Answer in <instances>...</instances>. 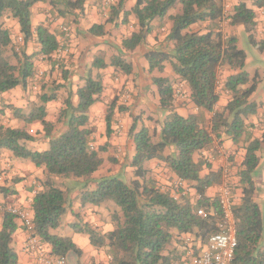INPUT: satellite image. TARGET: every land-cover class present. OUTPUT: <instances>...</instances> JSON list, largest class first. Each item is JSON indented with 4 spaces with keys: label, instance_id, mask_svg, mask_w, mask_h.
Wrapping results in <instances>:
<instances>
[{
    "label": "trees",
    "instance_id": "16d2710c",
    "mask_svg": "<svg viewBox=\"0 0 264 264\" xmlns=\"http://www.w3.org/2000/svg\"><path fill=\"white\" fill-rule=\"evenodd\" d=\"M87 1L0 0V96L24 86L33 76L34 67L32 58L23 53L24 45L21 52L14 47L16 38H12L11 30L4 21L16 20L26 43L33 34L31 16L36 4L49 3L56 18L74 22L84 12ZM99 1L107 23L118 25L122 0L116 4L115 1L112 4H107L108 0ZM254 5L263 7L264 0H254ZM130 16L136 19L139 29L124 37L121 52L112 58L111 66L125 75L131 74L132 64L125 55L145 44L153 22L170 24L167 46L162 50L148 51L145 58L150 72H163L166 64L169 65L172 72L188 84L191 102L200 113L189 117L174 113V89L170 81L166 78L154 79L162 109L172 114L153 132L147 128L137 130L135 126L131 127L130 136L136 146L130 162L134 179L104 178L98 182L96 189L82 193L83 206H105L109 210V206H113L111 221L114 229L103 233L82 221L73 223L71 228L86 235L96 250L104 251L110 264H193L194 256L200 253L209 237L219 231L222 220L219 200L206 196L208 188L220 182L221 172L213 171L202 177L204 168H211V165L203 159L195 160V155L211 146L213 134L218 138L225 134L232 137L235 144L240 141L249 143L238 172L242 197L233 210L238 240L233 264H264V215L255 201L258 188L254 180L260 160L258 152L264 146V134L261 139L250 141L255 128L250 118L264 103L250 102L257 90L259 75L250 78L245 71L246 52L238 47L237 37L228 36L229 30L225 33L223 29V25L231 28L243 26L249 44L264 52V40L256 37L255 11L242 1L231 8L228 0H136L122 19V25L129 21ZM205 22L209 23L206 32L194 30L195 25ZM60 27L65 33L70 30L64 23ZM36 33L41 54L55 69L61 70L63 65L60 69L56 63L65 64L60 59L64 57V51L61 56L57 54L66 47L43 25L37 28ZM89 33L92 36L103 35L105 27L95 25ZM65 52L69 55L68 50ZM13 58L18 64L13 63ZM106 67L105 57L96 56L93 69L101 71ZM226 67L239 73L226 82L232 100L222 110H215L220 99L221 71ZM102 80L101 73L95 76L90 73L84 85L77 90L78 104L74 105L72 93L63 101L57 123L48 121L45 106H36L28 113L5 106L24 127L15 129L0 125V150H8L16 159L29 160L45 169L47 177L39 181L42 189L37 191L31 204L34 234L43 246L51 247L50 254L57 259L69 261L70 256L77 259L83 253L71 238L55 233L62 226L68 209L65 192L56 186L52 178L87 181L102 167L104 159L101 153L105 148L93 145L95 130L89 118L90 109L103 94ZM42 100L48 102L49 98L43 97ZM206 112L214 113L210 122ZM111 118L108 115V135ZM37 122L42 126V133L29 128ZM38 134L48 141L49 147L45 151H31L25 146ZM158 136L159 141L156 142L154 138ZM170 147H174L175 152L165 154ZM153 160L165 163L180 181L188 183L197 192L199 199L193 202L190 193L175 199V194L182 193L179 186L171 189L158 185L148 167ZM4 191V188L0 189V192ZM202 209L206 214L204 217L198 214ZM18 220L19 217L8 210L3 214L0 264H19L18 254L13 248Z\"/></svg>",
    "mask_w": 264,
    "mask_h": 264
},
{
    "label": "crops",
    "instance_id": "0c3cea01",
    "mask_svg": "<svg viewBox=\"0 0 264 264\" xmlns=\"http://www.w3.org/2000/svg\"><path fill=\"white\" fill-rule=\"evenodd\" d=\"M135 1L130 0L127 3V0H122L121 20L132 9ZM241 1L246 2L248 7L255 11L257 22L256 37L258 40H264V6H255L254 0L250 2L238 0L234 6ZM126 3L127 7H125ZM100 4L101 1L99 0H88L84 12L74 22L62 17L56 18L49 3L36 4L32 9L31 16L33 34L24 43L23 47V53L32 58L34 64L33 76L27 80L24 86H18L16 89L10 90L0 96V125L15 129L24 127V124L16 119L12 111L5 108V106H12L13 108L26 111L36 106H45L48 121L57 123L59 110L67 96L70 93L74 95L73 103L76 106L78 104L77 90L84 85L86 77L90 73L93 76L97 73H101L102 75L104 91L100 101L95 103L90 109L89 118L90 123L97 127V132L94 134L95 147L105 148V151L101 153L104 163L87 181L83 179L64 180L56 177L52 178L56 186L65 192L67 198L68 211L59 229L63 231L70 229L72 231L71 235L64 237L71 238L83 253L77 259L70 256L69 261H67L69 264H110V260L105 252L96 250L91 246L89 238L84 234L74 232L71 225L82 221L83 224L88 223L103 233L114 229L111 221L113 209L109 210L105 206L98 207L91 204L83 206L81 202L82 193L87 190L96 189L98 182L104 178H122L126 175L129 179H134V169L130 166V162L135 154L136 146L130 136L131 127L135 126L137 130L147 128L153 132L155 128L161 126L160 123L164 119L172 114L162 109L159 102L160 95L157 86L154 84V79L166 78L170 81L174 89V113L182 117H189L200 113L199 109L191 102V90L188 84L175 75L167 64L163 72H150L149 63L145 58V54L148 51L162 50L167 46L166 38L169 35L171 25H164L158 21L153 22V29L147 36L145 44L134 52L127 53L128 56L126 58L132 64V73L125 75L111 66L112 58L110 53L113 52L112 48L116 49L117 53L121 52L124 37L130 36L139 29L138 22L133 16H130L126 24H120L122 25L120 28L117 27L118 25L107 23V18H104L100 10ZM117 22L120 23L121 21L118 19ZM63 23L69 27L68 33L61 30L60 25ZM4 24L11 30L13 39L22 36L16 20L12 18L6 19ZM42 25L47 27L51 33H54L59 38L60 44L68 49L69 55L61 70L55 69L52 63L41 54V46L37 40L36 30ZM95 25H104L105 33L100 36H92L89 30ZM208 26L209 23L205 22L201 25H195L194 30L206 32ZM113 28L115 30L121 29V34L114 32ZM243 32L246 33L243 26H235L228 31L231 35H235L237 39L238 34ZM259 53L264 56V52ZM98 55L104 56L107 64V67L101 71L93 69L94 59ZM13 63L15 65L18 64L17 59ZM238 73L239 71L228 67L221 71L220 99L215 110H222L232 100V93L226 89V82L231 76ZM118 75V78L115 77ZM126 91L131 94V103L123 105L121 102L122 95ZM258 91L257 85L256 92L249 99L250 102L264 103V92L260 96L257 95ZM43 97H48V102H43ZM108 115L112 117L109 135L107 133ZM206 115L210 122L214 113L206 112ZM146 121H149L152 125L148 126ZM250 122L255 125L250 141L261 139L264 134V106L257 110V113L250 118ZM119 125L122 126V129L118 128ZM29 128L34 132L42 133V126L38 122L29 126ZM35 137V140L27 142L25 146L31 151L41 152L47 150L49 144L46 139L42 138V134H38ZM156 138H159V136ZM220 143L224 153L229 156V166L231 169L229 183L232 189L234 204L236 205L240 203L242 197L238 172L244 162L246 146L249 143L240 141L239 144H235L232 137L225 134L220 137ZM174 152L175 148L170 147L166 149L165 154H172ZM0 155L2 157L0 161V174L3 173L5 181H7L3 183L4 193L0 192L1 230L3 214L7 209L28 210L33 217L32 199L37 191L42 189L39 181L45 180L47 176L44 171L45 169L35 166L29 160L16 159L8 150H0ZM258 156L260 160L254 175L258 188L255 201L259 204L264 215V146L258 152ZM199 159H203L211 165V168H204L202 177L208 176L213 171H221L223 160L213 144L208 149H204L195 155V160ZM148 167L153 171L158 185L174 187L179 181L178 177L166 168L165 163L159 160L150 161ZM185 184L189 188L190 196L193 197L192 201H196L198 198L197 192L188 183ZM218 184L208 188L206 196L209 199H217ZM18 225L19 228L14 234L13 248L18 254L19 264H41L27 251L26 242L28 234L19 220ZM43 248L46 254L51 256V247L44 245Z\"/></svg>",
    "mask_w": 264,
    "mask_h": 264
},
{
    "label": "built area",
    "instance_id": "2783aa9c",
    "mask_svg": "<svg viewBox=\"0 0 264 264\" xmlns=\"http://www.w3.org/2000/svg\"><path fill=\"white\" fill-rule=\"evenodd\" d=\"M109 2V0L107 1ZM18 44H22L21 47H17L16 50L21 52L24 45V38L22 36L17 37ZM63 54V50L58 51V56ZM123 104L128 105L131 103V94L126 92L122 96ZM119 129H122V126H118ZM220 157L223 160V165H221V178L218 184V195L217 199L222 210V220L219 224V231L212 234L207 240V244L201 248L200 253L197 256H194L193 264H233L235 258V252L238 245L237 240V229L234 219V199L232 195V189L230 187V162L229 156H227L220 143V138L216 135H212V143ZM92 149H94L92 145ZM2 157L0 155V161ZM4 182V176L0 174V184ZM176 186H179L182 189V193L175 194L174 198L177 199L181 195H187L189 193V188L183 181H178ZM199 199V196L198 198ZM13 214L19 217L23 227L25 228L28 238L26 242V249L31 253L36 260L41 264H68L65 258H54L50 255H47L43 250V245L40 240L34 234V224L33 217L31 216L28 210H21L16 208L7 209ZM198 214L200 216H205V211L199 210Z\"/></svg>",
    "mask_w": 264,
    "mask_h": 264
},
{
    "label": "rangeland",
    "instance_id": "374dc122",
    "mask_svg": "<svg viewBox=\"0 0 264 264\" xmlns=\"http://www.w3.org/2000/svg\"><path fill=\"white\" fill-rule=\"evenodd\" d=\"M113 1H115L114 3L116 4V3H118L120 0H109V2H107V4H112L113 3ZM128 1L130 2V0H127V3H128ZM132 1V0H131ZM236 1H238V0H228V4L229 5H231V8L234 6V4L236 3ZM246 1H248V2H250L251 0H246ZM127 3L125 4V7H127ZM228 6V5H227ZM100 10L102 11L103 10V8H102V5L100 4ZM103 12V11H102ZM172 12H175V11H172ZM105 18V17H104ZM106 19V18H105ZM121 22V24H122V20H120ZM120 23L118 24V26L117 27H119L120 28ZM112 25H114V24H112ZM223 29L225 30V33H227L226 32V30H231V27H228V26H226V25H223ZM113 31L114 32H118L119 34H121V29H118V30H115L114 28H113ZM109 34H110V32H109ZM111 35V34H110ZM113 35V34H112ZM228 36L229 35H231L230 33L229 34H227ZM17 39V38H16ZM15 39V41H14V47H21L22 46V44H18V42H17V40ZM238 47L239 48H241V49H243L245 52H246V54H247V60H246V65H245V71L249 74V76H250V78H254L257 74L259 75V79H258V88H259V91H258V94L257 95H260V96H262V93L264 92V56L262 55V54H260L253 46H251L250 44H249V42H248V39H247V35H246V33H241V34H238ZM62 50L64 51V57H61L60 59L62 60V61H64V63H66V60H67V57H68V53H66L65 51L66 50H68L67 48H62ZM112 53H110V55H111V58H113L114 56H116V55H118L119 53H117V50L116 49H114V48H112ZM116 54V55H115ZM126 56H128L127 54L125 55V58H126ZM55 59H58V57H56ZM127 59V58H126ZM128 60V59H127ZM12 61H16V59L15 58H13L12 59ZM61 65H64V64H62V63H60V62H57L56 63V66L58 67V68H60L61 69ZM115 77H119V75L118 76H115ZM127 92V91H126ZM123 96V95H122ZM122 102V101H121ZM122 104H123V102H122ZM26 111V110H25ZM30 111V110H29ZM29 111H26L27 113L29 112ZM146 124L148 125V126H151L152 124L151 123H149V121H146ZM90 125H91V127H93L94 128V130H95V133L97 132V127H96V125H92L91 123H90ZM31 130V129H30ZM154 140L157 142V141H159V138H154ZM93 145H94V143H93ZM95 146V145H94ZM122 179H124L125 181H130L131 179H129V177L128 176H126V175H124V177H122ZM7 181H5V183H6ZM4 184H2V185H0V189L1 188H3L4 186H3ZM175 187V186H174ZM168 188H173V186H171V187H168ZM191 199H193V197L191 196ZM109 208H113V206L111 205V206H109ZM114 209V208H113ZM6 211V210H5ZM1 212H3L2 210H1ZM73 230V229H72ZM74 231V230H73ZM71 230L69 229V230H67V231H63L62 229H59V230H57V234H59V235H62V236H68V235H71ZM190 244L189 245H191L192 246V242H189ZM43 250L45 251V249L43 248ZM69 264V263H68Z\"/></svg>",
    "mask_w": 264,
    "mask_h": 264
}]
</instances>
